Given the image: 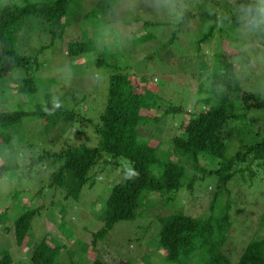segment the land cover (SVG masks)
I'll list each match as a JSON object with an SVG mask.
<instances>
[{
    "label": "rangeland",
    "instance_id": "rangeland-1",
    "mask_svg": "<svg viewBox=\"0 0 264 264\" xmlns=\"http://www.w3.org/2000/svg\"><path fill=\"white\" fill-rule=\"evenodd\" d=\"M28 1L31 0H16L19 5H25ZM101 1L106 2L70 0L72 8L68 15L69 27L63 33L55 30L54 38L49 23L37 16L25 18L20 25L22 33L17 40L19 52L38 59L36 77L39 91L30 96L15 93L13 89H18V85L13 82L16 86H12L13 89H0V107L24 110L44 108L46 95L52 93L55 102L66 108L75 107L82 116L90 118L93 125L76 135L75 127L71 128L60 122L56 127L46 129L41 118L27 116L22 123L10 127L5 133V137L12 136L15 145L7 149L0 147V155L6 165H9L0 181V246H10L8 249L13 257L12 264H32L28 256L30 245L45 236L52 245H64L57 261L61 260L60 264H70L71 254L76 262L85 261L84 255L89 264L98 253L110 263L125 258L134 264H176L168 260L164 250L158 246L160 224L156 216H165L170 208H163L162 202L155 195L151 196L149 204H143L136 219L117 222L97 247L91 245L93 234L103 226L99 216L112 188L125 176L126 167L130 168L127 160L122 159L116 168L103 163L94 167L91 172V181L94 183L86 184L78 199H66L64 193L58 189L52 190L49 186V177L55 171V164H52L53 159L49 154L58 152L67 142L74 144L82 140L90 147L98 144L99 135L94 132V124L98 123L106 107L110 73L119 66H130V71L151 81V94L158 92L173 104L184 106L185 112L166 115L164 112L168 110V105L164 104L163 107V103L160 106L155 103L153 107L157 108V113L166 116L157 123L139 128L141 141L161 143V160H177L172 138L178 131L180 122L189 120L195 110L202 107L195 95L207 94L216 70L211 66V60L224 44L221 39L218 40L217 35L211 40L199 42L207 34V29L202 27L201 20L197 17L198 7L204 0H110L108 6L111 10L107 16L101 20L91 16L88 18L87 12L95 10V6ZM225 1L235 3V0ZM188 12L191 17H186ZM214 12L221 17L222 9L219 11L215 5L209 6L208 13ZM184 17L187 21H184ZM182 22L185 23L180 26ZM234 27L232 25L230 29ZM241 34L239 42L235 44L239 46L240 43L245 53L243 57L236 59L243 64V71L240 72L242 87L256 92L264 100V46L257 40L255 33L248 31L251 38L248 34ZM144 35L152 38L144 41ZM75 39H92L95 45L92 42L94 48L72 61L68 55V45L69 41ZM226 41L229 43L228 37ZM152 54L158 55V58L148 59L147 56ZM167 54L180 62L190 58L192 54L197 57V62H206V67L200 71L203 77L179 81L175 76H181L180 72L191 64H184L180 70L178 61V66L165 62ZM99 59H103V63H98ZM246 59L250 61L248 65L245 64ZM192 64H197L198 68V63ZM239 64L241 70V63ZM74 94L76 100L73 98ZM150 103H154L153 98ZM253 114L256 122L250 128L236 132L230 140L229 154L240 146V138L248 144L262 139L258 131L264 132V109L255 110ZM76 125L82 130L79 124ZM43 155L48 158H42L31 165L32 158ZM209 161L212 162L210 159ZM203 164L206 165L207 162ZM253 169L256 172L253 184L250 181H241L238 186L229 183L232 196L239 204L231 210L234 226L225 248L232 251L233 262L238 260L251 239L258 237L256 234L264 235V223L261 222L264 210V160L256 162ZM162 170L156 168L153 173L159 176ZM218 192V175L209 174L197 181L193 192L186 188L181 190L176 203L186 213L206 219L211 215L210 201ZM145 199L143 203L146 202ZM34 204L36 207H43L42 214L33 220L32 230L26 237L27 246H18L5 227H10L15 217L33 208ZM144 207L146 209L143 211ZM148 208H151L149 213ZM5 212H8V220H5ZM85 243L90 245L86 254L83 248Z\"/></svg>",
    "mask_w": 264,
    "mask_h": 264
},
{
    "label": "trees",
    "instance_id": "trees-1",
    "mask_svg": "<svg viewBox=\"0 0 264 264\" xmlns=\"http://www.w3.org/2000/svg\"><path fill=\"white\" fill-rule=\"evenodd\" d=\"M23 1L26 2V0ZM109 3L110 0L99 2L95 10L87 12L88 18L91 16L101 20L107 16L111 10ZM228 3L225 0H204L198 7L197 17L201 20L202 27L207 29V34L199 42L211 40L214 35H217L224 47L218 50L211 60V66L216 70L212 75L207 94L195 95L202 107L197 108L189 120L180 122V127L172 138L173 150L178 155L177 160H161L159 154L161 143L141 141L139 128L149 123H157L171 113L185 112L184 106L173 104L170 99L163 98L158 92L151 94V81L145 76L142 77L130 71V66H119L110 73L106 107L98 123L94 124V132L99 135L98 144L90 147L82 140L74 144L67 142L61 150L49 154V157L53 159L52 164H55V171L49 177V186L52 190L58 189L64 193L66 199H78L83 187L88 183L90 185L94 183L91 181V172L94 167L103 163L111 164L116 168L121 164L122 159L130 164V168L126 167L125 176L114 185L107 198L103 212L99 216L103 226L92 236L93 247H97L98 243L107 237L117 222L136 219L143 204H149L152 200L151 196L155 195L162 202L163 208H170L168 214L158 215L156 219L160 224L158 246L164 250L166 258L171 262L176 264H264V235L260 233L256 234L258 237L251 239L241 251L236 262H233L231 257L232 251L225 249L234 226L231 210L239 205L237 199L232 196L229 183L238 186L241 181L245 183L250 181L253 184L256 178L253 166L256 162L264 160V132L259 131L262 139L248 144L240 138L238 139L240 146L229 154L230 140L236 132L243 128H250L257 120L253 112L264 109V100L256 92L244 90L242 87L240 72L243 71V64L239 62L240 70V64L236 59L243 57L245 53L242 45L239 43L237 46L235 43L239 42L241 31L244 32L241 34L243 36L249 31L255 33L257 40L264 46V30L250 31L248 26L250 17L246 9L257 5L258 0H235V3ZM212 4L219 11L222 9L221 17L217 12L208 13V7H214ZM71 8L70 0H31L25 5H19L16 0H0V89L9 87L13 89L12 86L16 83L18 89H13L15 93L29 96L38 93L36 77L39 68L38 59L19 52L17 40L22 33L21 29L19 30L20 25L25 18L31 15L37 16L49 23V29L54 38L55 30L63 33L69 27L68 15ZM186 17H191V13L188 12ZM184 21H187L185 17ZM184 23L179 25L183 26ZM232 25L235 26L234 29H230ZM248 36L251 38V34ZM151 38L144 35L143 40L148 41ZM92 42L95 45L92 39L69 41L68 55L71 60H77L81 54L94 48ZM168 56L170 54L166 55L165 62L176 64L178 61L179 66L176 65L180 70L184 64H191L180 72L181 76H175L179 81L203 77L200 71L207 64L197 62L195 55L192 54L190 58L183 59L182 62L175 57L170 56V59ZM155 57L158 58V55L147 56L148 59ZM98 63H103V59H99ZM192 63H198V68L197 64ZM249 63L250 61L246 59L245 64ZM73 98L76 100L75 94ZM152 98L153 104L150 103ZM155 103L159 106L163 103V107L164 104L168 105V110L164 112L166 115L157 113V108L153 107ZM27 116L41 118L46 129L56 127L60 122L71 128L75 127L76 135L85 131L87 126L93 125L92 120L82 116L75 107L66 108L58 104L53 94L49 93L46 95L44 108L24 110L0 107V147H3L2 149L12 148V145H15V141L12 142V136L5 137V133L10 127L22 123ZM76 123L82 130L78 129ZM42 158L46 159L48 156L32 158L31 165ZM203 162L207 164L204 165ZM15 167H17L16 164ZM156 168L163 169L159 176L153 173ZM8 169L9 165H6L0 155V181ZM209 174L218 175L220 188V192L216 193L210 201L211 215L206 219L192 216L176 203V198L185 188L193 192L197 181ZM144 198L146 202L143 203ZM33 206L14 219L9 216L13 221L11 226L5 229L6 232L11 233L10 236L18 246H27L26 237L32 230L33 220L37 215L42 214L43 207L40 205L36 207V204ZM145 209L144 207L143 211ZM150 211L151 208H148V213ZM4 214L5 220H8V212ZM261 222L264 223V210ZM8 233H6L7 236H9ZM63 246L52 245L45 236L30 245L28 256L32 264H60L61 260L58 263L57 261L62 254ZM89 246L85 243L83 247L85 254ZM8 247L10 246H0V264L13 263ZM70 256V264H87L84 255L83 262H76L74 256L72 254ZM89 264L134 263L125 258L110 263L98 253Z\"/></svg>",
    "mask_w": 264,
    "mask_h": 264
},
{
    "label": "clouds",
    "instance_id": "clouds-1",
    "mask_svg": "<svg viewBox=\"0 0 264 264\" xmlns=\"http://www.w3.org/2000/svg\"><path fill=\"white\" fill-rule=\"evenodd\" d=\"M246 11L248 17H250L248 21L249 30H264V0H258L257 5L248 7Z\"/></svg>",
    "mask_w": 264,
    "mask_h": 264
}]
</instances>
